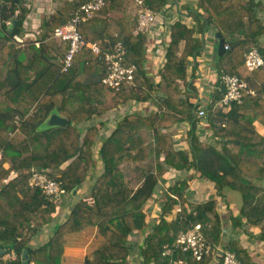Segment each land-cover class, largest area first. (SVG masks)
<instances>
[{
	"label": "trees",
	"instance_id": "16d2710c",
	"mask_svg": "<svg viewBox=\"0 0 264 264\" xmlns=\"http://www.w3.org/2000/svg\"><path fill=\"white\" fill-rule=\"evenodd\" d=\"M0 1L4 3V17L7 21L4 25L5 32L0 34V38L15 39L16 35L23 32L24 20L29 11L27 8H19L20 0L19 3L14 0ZM86 1L69 4L58 10L44 25L46 32L53 31L68 21L80 4ZM146 2L153 9L159 10L168 0ZM252 4V0H198V6L204 13L199 11L191 14L197 25L189 26L182 21H176L172 25L167 61L162 71L169 93L176 97L179 93L177 81L186 82L189 58L195 52H201L204 44L201 34L208 23L215 35L221 32L228 39L226 44L229 48L218 57V72L236 74L243 79L259 77L264 66L249 71L245 65V53L251 48L258 47L264 55V47L259 42L264 27L262 20L256 18ZM244 15L250 18L245 19ZM96 16L80 25L81 33L88 41L96 42L99 46L109 44L107 49L112 48L116 41H122L127 48L126 60L138 65V78L139 71L143 73L145 56L140 47L147 41L146 36L128 35L119 27L113 26L116 21H97ZM97 23H102L103 27L95 28L94 31L92 26L97 27ZM108 28H112L110 42L103 44L99 35H95ZM116 30L117 35L114 34ZM183 40L185 46L178 56ZM52 47L56 54L46 52L42 44H31L28 51L14 49L4 42L0 45V247L7 252L14 251L17 255L15 259L8 261L0 259V264H22L21 254L24 249L29 252L31 264H61L66 235L79 232L90 225L98 226L105 242L86 256L85 264H131L126 244L128 237L147 225L144 208L148 199L154 195L163 170L160 168L156 173H147L143 184L135 191L128 187L118 171L123 156L131 155L126 153L125 142L119 138V134L124 133L123 123L127 120L118 125L114 134L99 149L96 145V126L91 125L86 129L82 127V121L93 116L97 108L85 107L82 102L77 101L79 97L69 92L77 81V56L83 50H90L91 54L93 50L89 46L83 47L72 65L64 70L69 43L63 42L59 47L53 43ZM100 58L102 59L101 56ZM84 59L90 61L91 58ZM104 75L100 76L99 81L102 82ZM261 81L263 86L255 96L245 93L242 102H233L227 112H218L217 120L210 119L214 137L219 138L223 144L221 151L215 145L200 141L193 133L191 143L194 157L190 159L187 153L178 152L169 154L166 160L180 169L197 168L202 176L215 183L220 195L227 189L238 191L241 194V207L239 216L234 218L236 226L243 223V218L246 219L249 224L260 227L259 239L264 242V137L256 135L253 125V121L264 114V80ZM220 89L215 90V101L221 100L225 93L223 84ZM125 91L126 88H123L117 92L123 100L137 96L134 92ZM73 98L74 106H67ZM167 99L171 101L169 97ZM178 102L185 106L191 118L194 104L186 99ZM177 105H172L174 111L184 115ZM55 109L66 116L67 124L44 127L45 120ZM175 120L177 121L176 118ZM18 131L23 135L21 139L13 135ZM159 137L158 134L155 145L149 142L148 146L157 153L161 148ZM256 146H261V149L257 158H254L252 152ZM130 147L134 148L132 143ZM231 148H236L237 152H232ZM117 153L119 157L114 159ZM98 158L104 162L105 169L91 191L87 196L76 200L67 218L56 221L54 214L61 198H50L40 188L29 185L32 168L61 181L66 194L71 195L77 194ZM5 163H9V166H5ZM187 180L179 181L165 193L158 221L140 248L143 264H168L171 257L163 255L165 247L174 246L178 236L196 224H201L209 243H219L221 223L218 213L208 212L205 208L207 204L186 205ZM178 206L180 210L174 216L173 211ZM49 224L55 227L48 240L38 247L32 246L36 233ZM228 249L236 253L241 264H254L239 242H230ZM217 256L219 259L214 264H222L221 255ZM173 257L185 258L188 264H210L214 260L213 254L196 260L191 253L181 251Z\"/></svg>",
	"mask_w": 264,
	"mask_h": 264
},
{
	"label": "crops",
	"instance_id": "0c3cea01",
	"mask_svg": "<svg viewBox=\"0 0 264 264\" xmlns=\"http://www.w3.org/2000/svg\"><path fill=\"white\" fill-rule=\"evenodd\" d=\"M82 1L20 0V3L18 1L19 8H27L29 11L24 20V30L20 35H16L15 39H12L13 41L3 37L0 38V41L5 39L6 42L4 43L13 46L14 49L24 51H28V46L31 44L35 43L36 46L42 44L46 52L56 54L52 44L56 43L59 47L63 42L52 38V31L46 32L44 25L58 10L69 4ZM252 2L253 12L256 18L262 20L264 27V0H252ZM144 7L155 12V19L147 33L142 34L147 38L144 45L140 47L144 50L145 56L143 73L139 71V77L135 78V85L126 88L125 91L136 93L138 98L134 96L123 100L117 92H113L111 88L99 81L100 76L105 74L107 70L106 64L93 51L91 54L90 50H83L77 56L75 60V64H77V81L75 87L69 89L70 94L79 97L77 101L82 102L85 107L97 108L93 116L86 121H82V127L86 129L91 125L96 126V145L99 149L114 134L118 125L127 120L123 123L124 133H120L119 138L125 142L126 153L132 156H123L118 171L129 188L135 191L143 184L147 173H156L160 168L163 170L162 175L158 178L156 191L148 199L144 208L147 225L144 229L134 231L128 237L126 243L129 247L128 261L131 264H143L140 257V248L144 245L145 237L158 221L160 204L165 193L179 181L188 179V188L185 191L186 205L207 204L205 208L208 212H216L219 215L221 233L219 243L215 244L217 248L228 250V244L237 241L249 253L254 264H264V242L259 239L260 227L249 224L244 218L243 223L236 226L234 220L240 214L241 194L238 191L227 189L220 195L215 183L202 176L197 168L180 169L167 163L166 160L169 154L178 152H185L192 159L194 157L191 143L193 133L199 137L200 141L215 145L218 151L223 148L219 138L214 137V131L210 125V119L217 120L220 110L222 112L228 111V109L221 107L220 100L215 101L213 99L214 94H216L215 90H221L220 85L222 84L217 69L218 57L221 54L217 49L218 38L215 31L208 23L201 34L204 42L201 52L199 54L195 52L189 58L186 82L184 80L177 81L179 93L175 97L173 93L168 92V85L162 78V71L167 61V46L170 41L172 25L176 21H182L189 26L197 25L196 19L191 14L199 11L203 12V10L198 6V0H177V3L174 0H168L166 5L159 10L153 9L148 2L140 4L138 0H111L95 19L97 21L99 19L114 20L116 21V23H113L114 27H119L122 32L136 37L140 34L136 31L137 14ZM244 18L249 19L250 16L244 15ZM96 25L97 27L92 26L94 31L95 28L103 27L102 23ZM111 30L112 28L103 29L100 34L95 36L99 35L100 42L103 44L109 43ZM117 32V30L114 31V34L117 35ZM225 41L228 43V39L225 38ZM36 42H39V44ZM259 42L260 46L264 47V28L263 33L259 36ZM108 45L103 47L100 44L104 50L107 49ZM184 46L185 41L183 40L177 52L178 56L183 52ZM84 57L91 59L89 61ZM245 80L249 88L254 91V93L248 94L255 96L263 86L261 80H264V70L259 72V77L252 76L250 79ZM168 97L171 99L170 102L167 99ZM182 99L194 104L191 109V118L189 112L185 110V106H182L180 102L177 103ZM74 103L73 98L67 103V106L73 107ZM174 103L178 104L177 107L183 111L184 115L174 111L172 106ZM201 110H205V116L200 115ZM52 113L64 116L58 109L53 110L50 115ZM168 115L175 117L177 121ZM64 117L66 118V116ZM253 125L256 135L264 137V114L258 116L253 121ZM44 127L48 126L44 125ZM158 134L160 135L161 148L157 153L148 146L149 142L155 145ZM127 135L128 138H126ZM130 143L134 148L131 149ZM231 149L232 152H237L236 148ZM260 149L261 146L253 148L252 156L254 158H257ZM118 157L119 153L116 154L114 159ZM104 167L102 159H96L95 165L90 168L89 174L78 189L77 194H66L58 200L60 202L54 214L56 221L67 218L76 200L89 194L96 180L104 171ZM179 210V206L174 209V216ZM54 227L53 224L42 227L33 237L32 246L38 247L45 243L50 233L54 231ZM104 242L105 237L96 225H90L79 232L67 234L61 264H85L86 256L99 248ZM216 257L218 256L216 255ZM216 259L212 260L210 264H214L217 261Z\"/></svg>",
	"mask_w": 264,
	"mask_h": 264
},
{
	"label": "built area",
	"instance_id": "2783aa9c",
	"mask_svg": "<svg viewBox=\"0 0 264 264\" xmlns=\"http://www.w3.org/2000/svg\"><path fill=\"white\" fill-rule=\"evenodd\" d=\"M144 4L146 0H138ZM110 0H88L80 4L79 8L72 13L68 21L56 27L52 31V37L61 42H68L69 48L64 59L63 69H68L77 53L83 47L89 46L96 55L101 56L106 64V73L102 82L114 92H119L123 88L135 85L138 65L135 62L127 61V48L122 41H116L112 48L103 50L98 43L88 41L80 31V25L93 19L98 15ZM155 19V12L149 8H142L137 14L136 31L140 34L147 33L150 25ZM4 3L0 1V34L4 33ZM39 44V42H36ZM225 48H229L226 44ZM245 65L249 71H255L264 66V55L258 47H253L245 53ZM220 82L225 86V93L219 101L223 109H228L233 102H242L245 93H254L248 86L245 79L236 74L222 73L219 76ZM200 115L205 116V110L200 111ZM2 155L0 153V160ZM31 187L40 188L43 193L50 198L60 199L66 194L61 181L50 178L46 172L32 168L29 177ZM174 196V195H173ZM189 252L196 260H201L204 256L213 254V258L220 254L222 264H241L235 252L231 250H221L209 243L204 235L201 224H196L191 229L182 232L176 239L174 246H166L163 255H168L171 260L168 264H188L185 258H174L175 253ZM17 257L14 251L5 252L1 259L8 261Z\"/></svg>",
	"mask_w": 264,
	"mask_h": 264
},
{
	"label": "water",
	"instance_id": "95a60500",
	"mask_svg": "<svg viewBox=\"0 0 264 264\" xmlns=\"http://www.w3.org/2000/svg\"><path fill=\"white\" fill-rule=\"evenodd\" d=\"M16 3H18L19 0H14ZM175 3H177V0H174ZM216 37L218 38V52L219 54H222L223 52H225V45H226V41L225 38L222 36L221 32H217L216 33ZM68 119L65 118L64 116H61L57 113H52L47 121L45 122L46 126H57V125H65L67 124ZM6 249L0 247V259L2 258V256L5 254ZM21 260H22V264H31L30 263V259H29V252L27 249H24L22 251L21 254Z\"/></svg>",
	"mask_w": 264,
	"mask_h": 264
},
{
	"label": "rangeland",
	"instance_id": "374dc122",
	"mask_svg": "<svg viewBox=\"0 0 264 264\" xmlns=\"http://www.w3.org/2000/svg\"><path fill=\"white\" fill-rule=\"evenodd\" d=\"M2 41L1 42H6V40L5 39H1ZM13 41V40H12ZM11 41V42H12ZM1 42H0V45H1ZM15 43V42H14ZM29 47V46H28ZM14 136H16L17 138H19V139H21L22 137H23V135H22V133L21 132H15L14 134H13ZM5 166H9V163H5ZM175 196V195H174ZM215 247H217L216 245H214ZM229 250V249H228ZM217 257L215 256L213 259H216Z\"/></svg>",
	"mask_w": 264,
	"mask_h": 264
}]
</instances>
